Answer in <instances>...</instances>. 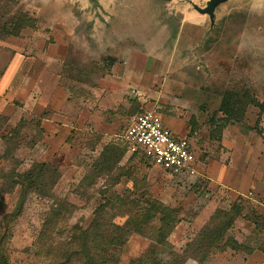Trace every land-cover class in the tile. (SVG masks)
<instances>
[{
  "label": "rangeland",
  "instance_id": "1",
  "mask_svg": "<svg viewBox=\"0 0 264 264\" xmlns=\"http://www.w3.org/2000/svg\"><path fill=\"white\" fill-rule=\"evenodd\" d=\"M209 2L0 0V28L12 30L23 13L34 21L0 38V241L9 264L60 260L75 226L88 229L101 207L123 226L149 199L175 219L170 246L153 240L158 215L151 238L131 235L109 264H264V220L254 222L264 216V0L222 1L213 18L203 13ZM143 111L191 141L195 175L127 154L124 133ZM41 164L54 172L27 185ZM59 207L61 222L45 232Z\"/></svg>",
  "mask_w": 264,
  "mask_h": 264
},
{
  "label": "trees",
  "instance_id": "2",
  "mask_svg": "<svg viewBox=\"0 0 264 264\" xmlns=\"http://www.w3.org/2000/svg\"><path fill=\"white\" fill-rule=\"evenodd\" d=\"M33 26L34 21L27 14L23 13L21 18L14 19L11 22L12 30L5 27L0 28V38L5 35L18 36L22 30ZM221 111L225 115L230 116L229 111L225 108H222ZM17 130L18 129L14 131L15 136L18 135ZM51 169L52 167L47 164L37 165L31 175L24 176V181L27 185L37 186V180L39 178L46 176V174L50 171L54 172V170L52 171ZM122 176L128 178L130 177L129 174H123ZM24 181L17 183V185H21L23 188L26 187ZM38 193H41V195L43 194L42 190ZM21 198L22 202L19 204L18 211L22 208L24 196ZM116 199L122 204L129 203L124 197H117ZM111 203L112 202L107 200V205H110ZM104 207L106 206L97 210L95 214L96 216L88 229L83 230L81 227L75 226L74 232L67 239L68 241L63 243L64 252L61 259L51 260L49 264H109L112 253L119 251V249H121L128 242L131 235L139 234L142 236L148 235V237H150L147 231L151 228V224H153L158 215H162L159 219L160 228L156 231V235L153 240L156 243L164 244L166 247L170 246L167 242V238L173 231L175 219L172 220L169 212H167V210L163 208V205H161L158 201L153 199L147 200L145 208L142 209V212H136L135 215L129 214L130 216H128V219L123 226L115 225L111 221L104 219L101 213L104 211ZM236 211L239 212L240 209ZM63 212L64 209H62V207L57 209L53 208L51 210L44 226L45 232H48V229L50 230L51 227H55L61 222L60 219L62 218ZM258 220H264V216L257 214L256 221H254L257 228L259 227ZM230 223L231 221L228 222L227 227L230 226ZM164 227H166L165 232L163 231ZM210 237L213 241L214 239L212 234H210ZM233 247L235 249L240 248L236 244ZM261 251L264 252V248H262ZM183 262L184 260L180 261V264H183ZM0 264H9V257L5 249L4 240L0 241ZM149 264L179 263H176L174 260L171 263H163L157 258L151 257Z\"/></svg>",
  "mask_w": 264,
  "mask_h": 264
},
{
  "label": "built area",
  "instance_id": "3",
  "mask_svg": "<svg viewBox=\"0 0 264 264\" xmlns=\"http://www.w3.org/2000/svg\"><path fill=\"white\" fill-rule=\"evenodd\" d=\"M127 154L142 155L171 176H193L196 153L187 137L179 136L154 111L134 116L124 133Z\"/></svg>",
  "mask_w": 264,
  "mask_h": 264
},
{
  "label": "water",
  "instance_id": "4",
  "mask_svg": "<svg viewBox=\"0 0 264 264\" xmlns=\"http://www.w3.org/2000/svg\"><path fill=\"white\" fill-rule=\"evenodd\" d=\"M222 1H225V0H210L206 10H204V14H209V17L210 18H213V10H214V7L219 4L220 2Z\"/></svg>",
  "mask_w": 264,
  "mask_h": 264
}]
</instances>
